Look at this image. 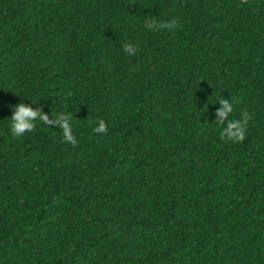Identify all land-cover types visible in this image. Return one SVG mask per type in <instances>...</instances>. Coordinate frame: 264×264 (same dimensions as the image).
Wrapping results in <instances>:
<instances>
[{"label": "trees", "instance_id": "trees-1", "mask_svg": "<svg viewBox=\"0 0 264 264\" xmlns=\"http://www.w3.org/2000/svg\"><path fill=\"white\" fill-rule=\"evenodd\" d=\"M0 264H264V0H0Z\"/></svg>", "mask_w": 264, "mask_h": 264}, {"label": "clouds", "instance_id": "clouds-1", "mask_svg": "<svg viewBox=\"0 0 264 264\" xmlns=\"http://www.w3.org/2000/svg\"><path fill=\"white\" fill-rule=\"evenodd\" d=\"M149 27H155L156 25L150 23ZM125 51L129 54H135L136 49L132 45H125ZM222 107L218 109V121L223 123L227 121L226 127L223 128L222 137H226L232 140H243L245 135V126L247 124V113L244 114L241 119H231L229 116L234 111V106L228 100H220ZM14 113L11 116V131L14 136H22L26 131H32L34 128V122L38 119L42 122H50L48 115L41 109H34L33 107L20 102L13 107ZM60 128L63 129L64 137L67 141L75 144V138L71 132L70 117L61 116L55 121ZM97 133H104L107 131L106 124L103 120L98 122L95 128Z\"/></svg>", "mask_w": 264, "mask_h": 264}]
</instances>
